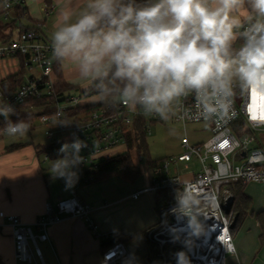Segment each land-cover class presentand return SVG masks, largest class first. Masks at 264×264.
I'll list each match as a JSON object with an SVG mask.
<instances>
[{
    "label": "clouds",
    "instance_id": "clouds-1",
    "mask_svg": "<svg viewBox=\"0 0 264 264\" xmlns=\"http://www.w3.org/2000/svg\"><path fill=\"white\" fill-rule=\"evenodd\" d=\"M59 3L50 36L53 57L109 107L125 105L168 121L182 98L193 95L201 115L226 120L236 88L264 105V0H84L80 8L72 0ZM0 117L8 136L31 128L30 116L8 100L0 99ZM86 147L72 133L51 162L52 178L74 184ZM177 199L190 234L201 235L204 225L192 200L181 193ZM176 259L190 264L184 252Z\"/></svg>",
    "mask_w": 264,
    "mask_h": 264
},
{
    "label": "built area",
    "instance_id": "built-area-1",
    "mask_svg": "<svg viewBox=\"0 0 264 264\" xmlns=\"http://www.w3.org/2000/svg\"><path fill=\"white\" fill-rule=\"evenodd\" d=\"M6 19L15 5L24 0H0ZM20 57L23 66L36 70L37 75L25 78L21 85L4 98L0 88V99L8 100L16 107L31 100L55 96V62L51 42L46 41L38 28L21 30L16 37L0 42V59ZM239 88L235 89L232 112L229 119L201 115V105L193 95L182 98L177 115L170 121L183 125L181 139L182 152L177 156L164 158L155 171V178L134 196L140 193L160 195L162 203L158 206L160 219L147 232V239L162 249L166 244L177 243L184 246L190 264H227L229 254L236 253L232 234L235 218L234 195L223 187L227 184L264 182V150L257 146L262 141L256 136L264 130V106L253 103L247 95L242 94V101H237ZM84 95L61 96L52 106L42 107L33 121L41 124L71 122L70 127L56 125L57 130L71 141L72 133L85 140L87 147L80 156L83 162L78 165V184L92 181V172L101 161L113 158L115 149H130L129 138L135 136L136 121L145 117L147 137L151 134L152 123L161 120L156 115H144L133 112L127 106L109 107L102 102L91 110L68 114L86 104ZM37 107H31V110ZM244 123H240V119ZM0 119H3L0 117ZM167 122V121H164ZM205 124L211 128L212 136L205 142L194 143L188 130V124ZM204 130V129H203ZM55 130L45 132L49 140L55 138ZM197 159L201 171L189 177L179 174L180 163L188 168L190 162ZM174 165V172L170 167ZM148 177V176H147ZM186 194L195 205V212L201 218L204 231L199 236H192L188 227V217L177 213V194ZM94 206L85 202L77 194L62 198L56 204L47 203L45 212L33 223L24 222L18 215L0 211V228L10 227L15 241L16 258L29 264H47L41 243L49 240V228L61 223L68 217L82 218L97 238H104L99 232L93 217ZM100 264H134V259L122 241L110 244L103 250ZM163 264H166L164 259Z\"/></svg>",
    "mask_w": 264,
    "mask_h": 264
},
{
    "label": "crops",
    "instance_id": "crops-1",
    "mask_svg": "<svg viewBox=\"0 0 264 264\" xmlns=\"http://www.w3.org/2000/svg\"><path fill=\"white\" fill-rule=\"evenodd\" d=\"M83 2L72 0V6L80 8ZM59 7V0H24L21 5L15 4L11 8L6 19L0 3V39L3 36L16 37L21 30L38 28L43 38L51 42ZM24 68L20 57L0 59V82ZM60 68L63 80L74 86L75 91L83 94L91 87L76 82L74 74L61 64ZM37 74L36 70L25 68L24 78ZM35 123L34 128L47 127L38 121ZM54 126L55 138H47L48 141L37 144L19 142L8 145L1 143L6 134H0V211L33 223L45 212L47 203L56 204L75 193L94 206L93 217L100 234H115L119 241L125 243L134 264H141L148 255L147 232L159 221L155 196L153 198L151 193L134 196L148 183L139 182V178L129 180L121 175L94 179L82 185L78 180L67 184L62 178L53 179L49 170L51 162L60 157L59 146L66 142V136ZM121 149L113 150L111 156L123 154L125 150ZM244 194L249 201L246 207H241L240 220L233 226L237 252L236 255L231 254L229 264H264L263 228L258 219V214L264 211V182L246 184ZM41 248L47 264H100L103 259L102 238H97L79 217H68L51 226L49 240L42 242ZM0 264H29L17 260L10 227L0 228Z\"/></svg>",
    "mask_w": 264,
    "mask_h": 264
},
{
    "label": "trees",
    "instance_id": "trees-1",
    "mask_svg": "<svg viewBox=\"0 0 264 264\" xmlns=\"http://www.w3.org/2000/svg\"><path fill=\"white\" fill-rule=\"evenodd\" d=\"M1 29L2 27H0V30ZM9 39L11 38L3 36V38L0 39V42L8 41ZM24 73L25 68L20 73L12 75L6 80H2L0 82V88L5 99L12 95V93L25 80ZM56 74L58 78L56 76L57 82L55 85V96H50L44 99H31L17 106L16 108L22 116L24 114H28L30 116V121H32L33 119H35L37 114L34 112H24L25 110H28L33 106L37 108L52 106L58 99H60L61 96L70 95V92L75 90L74 86L68 84L63 80L60 63H58L57 61L55 62V75ZM83 95L85 97L97 96L94 88L92 87L83 91ZM97 105L98 104L95 103L88 105L86 104L74 110L70 109L68 111V114H73L84 110L88 111L93 109ZM12 119L15 120L16 117L13 116ZM146 122L147 119L145 117H140V119L136 121L135 136H130L129 138L130 148L135 147L138 151V162H134L129 152L114 156L110 159H104L101 161L97 169L92 172L93 178L95 180L104 179L114 175H121L129 180H136L141 176L143 171L146 173L150 180L155 178V171L158 168L160 162L153 159L150 154L147 132L144 128ZM240 123H244L243 118L240 119ZM2 127L3 119H0V134L3 132ZM244 187L245 185H243L242 183L227 184L223 187V189L229 190L234 195V204L236 209L233 225L234 227L237 225L241 217V212L239 213V211H242V208L246 207L245 205H247V200L249 201V198H247L244 194ZM155 202L157 207L162 203L160 195H155ZM258 219L263 228L261 239L264 240V211L258 214ZM118 241L119 238L115 234L106 235L104 238H102L103 250L110 244ZM147 248V258L141 264H163L164 259H166V264H177L176 253L184 252V246L181 244L170 243L166 244L162 249H160L157 244L151 242L148 239Z\"/></svg>",
    "mask_w": 264,
    "mask_h": 264
},
{
    "label": "rangeland",
    "instance_id": "rangeland-1",
    "mask_svg": "<svg viewBox=\"0 0 264 264\" xmlns=\"http://www.w3.org/2000/svg\"><path fill=\"white\" fill-rule=\"evenodd\" d=\"M239 43L237 42V47H239ZM239 94L237 95V101H242V94L240 90L238 89ZM72 95L76 96H82V94L78 91H71ZM97 96H90L83 98L84 104H93L95 102H98ZM42 107H38L37 109L31 110H25L24 112H35V111H42ZM45 126H38L34 128L33 130H29L28 133L24 136H8L5 135L3 139H1V143H6L10 145L11 143H43L48 141L45 132L47 129H53L55 128L54 124H48ZM188 130H189V136L191 140L194 143L198 142H205L207 141L211 136V128H209L205 124H188ZM151 134L148 137V143H149V150L150 154L153 157V159L158 160L161 162L164 158L169 156H177L182 152L181 148V139L183 137L184 131H183V125L178 122H172L168 120L167 122H161L160 120H156L152 123L151 126ZM204 129V130H203ZM256 136L259 137L262 141L257 142V146H259L261 149L264 150V130H261V132H257ZM60 149V146H59ZM122 151V149H121ZM125 152H129L134 160L135 163L138 162V151L135 147H132ZM124 152V153H125ZM184 163H180L177 167H179V174L183 177H189L193 173H198L201 171V165L197 159H194L192 162H190L189 167L186 168L184 166ZM174 165L170 167L171 173L174 172ZM139 182L148 183V177L146 176V173L143 171L141 176L139 177ZM151 196H155V194L151 193ZM154 205L156 209L158 210V207L156 206V202L154 201ZM159 211V210H158ZM160 219V215H159ZM234 225V222H233ZM232 234L234 237V229L232 228ZM237 252V251H236ZM236 255V253L234 254ZM231 254L227 257V264H229Z\"/></svg>",
    "mask_w": 264,
    "mask_h": 264
},
{
    "label": "bare ground",
    "instance_id": "bare-ground-1",
    "mask_svg": "<svg viewBox=\"0 0 264 264\" xmlns=\"http://www.w3.org/2000/svg\"><path fill=\"white\" fill-rule=\"evenodd\" d=\"M253 103H256L254 100H252ZM261 106H264V105H261Z\"/></svg>",
    "mask_w": 264,
    "mask_h": 264
},
{
    "label": "water",
    "instance_id": "water-1",
    "mask_svg": "<svg viewBox=\"0 0 264 264\" xmlns=\"http://www.w3.org/2000/svg\"><path fill=\"white\" fill-rule=\"evenodd\" d=\"M198 219L201 220V218L198 216Z\"/></svg>",
    "mask_w": 264,
    "mask_h": 264
}]
</instances>
